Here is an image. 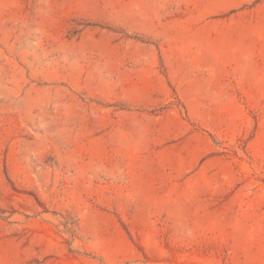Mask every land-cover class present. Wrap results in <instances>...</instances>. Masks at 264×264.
I'll list each match as a JSON object with an SVG mask.
<instances>
[{"label": "rangeland", "instance_id": "374dc122", "mask_svg": "<svg viewBox=\"0 0 264 264\" xmlns=\"http://www.w3.org/2000/svg\"><path fill=\"white\" fill-rule=\"evenodd\" d=\"M0 264H264V0H0Z\"/></svg>", "mask_w": 264, "mask_h": 264}]
</instances>
